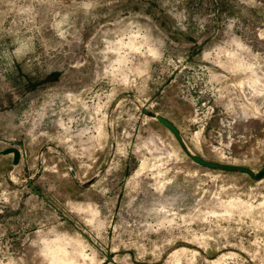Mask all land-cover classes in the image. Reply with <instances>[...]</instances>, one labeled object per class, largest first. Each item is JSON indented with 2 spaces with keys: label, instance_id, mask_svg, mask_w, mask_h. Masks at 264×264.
Instances as JSON below:
<instances>
[{
  "label": "rangeland",
  "instance_id": "obj_1",
  "mask_svg": "<svg viewBox=\"0 0 264 264\" xmlns=\"http://www.w3.org/2000/svg\"><path fill=\"white\" fill-rule=\"evenodd\" d=\"M0 264H264V0H0Z\"/></svg>",
  "mask_w": 264,
  "mask_h": 264
},
{
  "label": "water",
  "instance_id": "obj_2",
  "mask_svg": "<svg viewBox=\"0 0 264 264\" xmlns=\"http://www.w3.org/2000/svg\"><path fill=\"white\" fill-rule=\"evenodd\" d=\"M160 120L163 121V123L167 124V125L169 126V128H170L173 132L177 133L176 128L173 127V126L170 124V122H168L166 119H163V118H160ZM3 152L13 153V154H12V155H13V161H14V162H17V161H18V159H19V150H18L17 148H15V147H12V148H6V149L3 150Z\"/></svg>",
  "mask_w": 264,
  "mask_h": 264
}]
</instances>
